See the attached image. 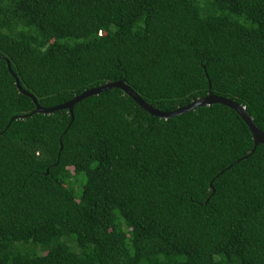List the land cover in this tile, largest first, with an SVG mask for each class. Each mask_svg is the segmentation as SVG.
<instances>
[{"label":"trees","instance_id":"obj_1","mask_svg":"<svg viewBox=\"0 0 264 264\" xmlns=\"http://www.w3.org/2000/svg\"><path fill=\"white\" fill-rule=\"evenodd\" d=\"M264 0H0V264H264ZM73 117V119H72ZM212 183V187H211Z\"/></svg>","mask_w":264,"mask_h":264},{"label":"water","instance_id":"obj_2","mask_svg":"<svg viewBox=\"0 0 264 264\" xmlns=\"http://www.w3.org/2000/svg\"><path fill=\"white\" fill-rule=\"evenodd\" d=\"M8 69L11 72L12 76L15 78L16 86H17V89L19 90V92L30 97L33 100L34 104L36 105V110L34 111L35 113L50 114V113H53V112L58 111V110H68L70 112V114L72 115L74 105L79 103L80 101L87 99V98H90L92 96H98L101 93L106 92L108 90L120 89L125 94L130 96L142 109H144L151 116H154V117H157L160 119H165V120L175 118V117H178L180 115L189 113V112H191V111H193L199 107H204V106L208 107V106H213V105H218V104L226 106V107L234 110L241 117V119L248 126V128L252 134V137H253L254 149L249 156H247L243 159L249 158L255 152L256 148L259 145H264V133L255 124L254 120L248 114L245 107L241 106L240 104H238L235 101H232L230 99H226V98H222V97H218V96L214 95L211 92V88H210V92H209L208 96H206L205 98L199 99L196 102H193V103H191L185 107H182V108H180L176 111L170 112V113H164V112L158 111L155 108H153L152 106H150L149 104H147L146 102H144L131 88H129L126 84H124L123 81H117L114 83H109L107 85H103V86H100L98 88H94V89L85 91L82 95H80V96L74 98L72 101L64 103L60 106L53 107V108H43L38 104V101L36 100V98L34 96H32L30 93L24 91L21 88L20 82H19L17 76L10 69L9 64H8ZM72 119H73V117H72ZM211 187H212V183H211Z\"/></svg>","mask_w":264,"mask_h":264}]
</instances>
